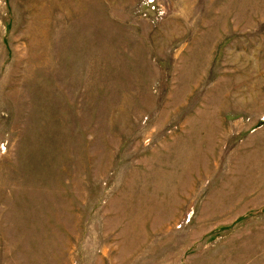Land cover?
Segmentation results:
<instances>
[{
  "label": "rangeland",
  "instance_id": "obj_1",
  "mask_svg": "<svg viewBox=\"0 0 264 264\" xmlns=\"http://www.w3.org/2000/svg\"><path fill=\"white\" fill-rule=\"evenodd\" d=\"M0 264H264V0H0Z\"/></svg>",
  "mask_w": 264,
  "mask_h": 264
}]
</instances>
